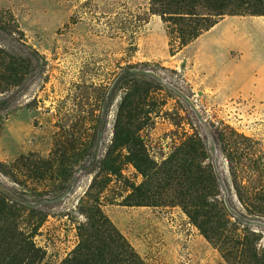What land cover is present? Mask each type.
<instances>
[{"label": "rangeland", "instance_id": "rangeland-1", "mask_svg": "<svg viewBox=\"0 0 264 264\" xmlns=\"http://www.w3.org/2000/svg\"><path fill=\"white\" fill-rule=\"evenodd\" d=\"M249 1L219 51L151 0H0L42 56L0 95V264H264V87L225 74L264 46Z\"/></svg>", "mask_w": 264, "mask_h": 264}, {"label": "trees", "instance_id": "trees-1", "mask_svg": "<svg viewBox=\"0 0 264 264\" xmlns=\"http://www.w3.org/2000/svg\"><path fill=\"white\" fill-rule=\"evenodd\" d=\"M251 1L252 3L247 7L251 10V13H233L231 15L264 16V0H250L249 2ZM246 2L245 0H234V3L233 0H151L154 14L166 16L169 21L175 20L179 21V23L185 22L187 24L196 23L195 27L191 26V24L183 27L182 46L195 41L199 36L217 24L218 21L209 20L213 16L225 14V9L231 4H235V9H240ZM204 8L207 11L201 12ZM3 32L6 34L5 31ZM8 36H10V43H14L13 48L15 51L12 52L0 45V95L22 84L32 68L31 63L42 59L38 51L23 44L20 40H15L13 34L8 33ZM2 102L0 101V105ZM118 238L121 241V237L118 236ZM102 253L100 259L103 258ZM88 254L89 250L84 254L87 256L86 258H88ZM113 258L116 264H137L139 261L137 255L125 241L119 244L118 253H115ZM100 259L96 260L93 258L92 260L95 264L99 262H101L99 264H103L102 260H105V258Z\"/></svg>", "mask_w": 264, "mask_h": 264}, {"label": "crops", "instance_id": "crops-1", "mask_svg": "<svg viewBox=\"0 0 264 264\" xmlns=\"http://www.w3.org/2000/svg\"><path fill=\"white\" fill-rule=\"evenodd\" d=\"M230 16H238V15H230ZM239 16H245V15H239ZM256 19L263 18V20L256 21L257 24L263 25L264 24V16H254L251 15ZM236 20H232V23H235ZM231 23V24H232ZM222 22H218L215 24L211 29L203 33L201 36H199L196 40L212 43L211 49L214 47H218L219 51H223V49L226 47L225 42L226 40L233 38L235 36V31L229 30L226 26H222ZM256 28L255 26H250L248 29ZM247 29V31H248ZM254 31V30H253ZM241 39L239 42V45H241L244 48V51H248L250 54L249 57H246V59L242 60L241 63H229L227 66V69H225V74L231 75L233 78L232 83L229 85L231 87V90H238L240 87L243 91H250L252 89L254 90H260L264 87V66H262V57H254L250 56L253 53L259 54L262 51H264V46H261V48L257 47L256 45H253L250 41V39H247L243 37L238 36L237 40ZM245 43V44H244ZM240 46V47H241ZM209 48V50H211ZM215 60H219L216 54L214 55ZM253 58V59H252ZM251 60V61H250ZM248 66V67H247ZM230 68H233L232 70ZM251 70V71H250ZM255 70L260 71V75L257 78L256 82L253 81V72ZM250 71V72H248Z\"/></svg>", "mask_w": 264, "mask_h": 264}]
</instances>
